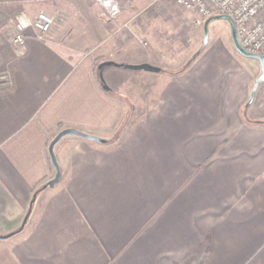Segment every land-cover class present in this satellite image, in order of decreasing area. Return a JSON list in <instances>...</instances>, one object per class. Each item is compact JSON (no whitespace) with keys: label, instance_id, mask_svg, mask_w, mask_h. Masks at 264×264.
<instances>
[{"label":"crops","instance_id":"1","mask_svg":"<svg viewBox=\"0 0 264 264\" xmlns=\"http://www.w3.org/2000/svg\"><path fill=\"white\" fill-rule=\"evenodd\" d=\"M113 1L108 20L99 0H0V264H264L255 68L231 41L154 39L166 0ZM42 11L48 39L17 51L14 22ZM67 128L104 141L59 140L34 197Z\"/></svg>","mask_w":264,"mask_h":264},{"label":"built area","instance_id":"2","mask_svg":"<svg viewBox=\"0 0 264 264\" xmlns=\"http://www.w3.org/2000/svg\"><path fill=\"white\" fill-rule=\"evenodd\" d=\"M106 8L108 20L117 18L122 7L113 0H99ZM177 5L194 15L193 25L203 26L213 16H229L236 25L240 45L248 52L264 57V0H176ZM54 18L39 12L33 20L21 17L17 19L9 31V39L17 51L26 48V32L30 27L36 29L39 40H47ZM264 85V81L261 83Z\"/></svg>","mask_w":264,"mask_h":264},{"label":"rangeland","instance_id":"3","mask_svg":"<svg viewBox=\"0 0 264 264\" xmlns=\"http://www.w3.org/2000/svg\"><path fill=\"white\" fill-rule=\"evenodd\" d=\"M156 4H161V2H157ZM162 4L165 5L169 13L163 14L164 18V24H166V27H160L154 28L153 35L154 39H160L161 37H169V40H184V45L181 43L178 45L184 46L185 53L189 54L191 52H194V54H197L203 47L213 48L214 46L222 43L225 45H230L232 41L231 37V27L230 23L227 19L217 16L216 18L209 21L207 28L205 25L203 26H194L193 25V18L190 17L189 21L187 23H184L182 16H184V13L186 12L183 8H181L179 5H177L176 0H166L162 1ZM191 20V21H190ZM140 37H143L142 33L137 30L136 32ZM207 37V43L205 45V38ZM170 46V45H169ZM238 52V51H237ZM236 55L239 56L240 60L248 67L251 68L253 66L256 71V79H258L261 74V65L257 59L249 58L244 55H242L240 52L236 53ZM254 82V84H255ZM254 84L252 85V89L254 87ZM261 91V92H260ZM260 94L259 97L261 100V104L264 101V85H262L261 89L259 90ZM257 94V92H255ZM255 94L254 100L257 103V95ZM148 97V96H144ZM258 97V98H259ZM259 99V100H260ZM253 100V101H254ZM256 105V104H255ZM258 105V104H257ZM256 105V106H257ZM260 114H264L263 111L259 110Z\"/></svg>","mask_w":264,"mask_h":264},{"label":"water","instance_id":"4","mask_svg":"<svg viewBox=\"0 0 264 264\" xmlns=\"http://www.w3.org/2000/svg\"><path fill=\"white\" fill-rule=\"evenodd\" d=\"M217 16H213L211 18H209L206 23H205V27L207 28L208 26V23L210 20L216 18ZM225 19H227L230 23V29H231V37H232V41L236 50L238 52H240L242 55L246 56V57H249V58H254V59H257L260 63V67H261V71H262V74L261 76L256 79V82L254 84V87L252 89V92H251V96H250V102H252L254 100V97H255V92H257L260 84L264 81V57L259 55V54H254V53H250L248 51H246L239 43L238 41V37H237V31H236V25H235V22L233 21L232 18H230L229 16H221ZM205 45L207 43V37L205 38ZM204 48V47H203ZM68 135H76V136H79V137H82V138H87V139H91V140H96L98 142H101V141H104L98 137H95V136H92L90 134H86V133H83V132H80L76 129H73V128H67V129H64L62 131H60L56 136L55 138L51 141L50 145H49V153H50V156H51V160H52V163L54 164L55 168H56V175L55 177L52 179V180H49L48 183H46L47 186H53L54 184H56L57 182L60 181L61 179V169H60V165L58 163V160L56 158V155H55V151H54V148H55V145L59 142V140H61L63 137L65 136H68ZM28 220V217L25 218L24 222H23V226L17 231H21L24 227V225L26 224ZM2 237V236H1ZM4 237H9L8 236H4Z\"/></svg>","mask_w":264,"mask_h":264},{"label":"trees","instance_id":"5","mask_svg":"<svg viewBox=\"0 0 264 264\" xmlns=\"http://www.w3.org/2000/svg\"><path fill=\"white\" fill-rule=\"evenodd\" d=\"M203 50V48L197 53V55L201 52ZM197 55H194V56H192V58L187 62V64L185 65V67L184 68H182V69H180V70H178V71H176V72H172V73H174V74H178V73H181V72H183L185 69H187L188 67H189V65L191 64V62L195 59V57L197 56ZM170 72V73H171ZM49 186H47L46 184H44V185H42V186H40L39 188H37L36 190H35V192H34V197L36 196V195H38L41 191H43L44 189H46V188H48ZM15 233H17V232H15Z\"/></svg>","mask_w":264,"mask_h":264}]
</instances>
